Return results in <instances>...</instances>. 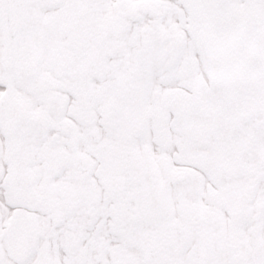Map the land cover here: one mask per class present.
<instances>
[{"label":"snow or ice","instance_id":"6c2138e0","mask_svg":"<svg viewBox=\"0 0 264 264\" xmlns=\"http://www.w3.org/2000/svg\"><path fill=\"white\" fill-rule=\"evenodd\" d=\"M0 264H264V0H0Z\"/></svg>","mask_w":264,"mask_h":264}]
</instances>
